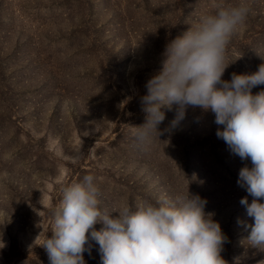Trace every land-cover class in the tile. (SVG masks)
<instances>
[{
    "label": "rangeland",
    "instance_id": "rangeland-1",
    "mask_svg": "<svg viewBox=\"0 0 264 264\" xmlns=\"http://www.w3.org/2000/svg\"><path fill=\"white\" fill-rule=\"evenodd\" d=\"M247 3L223 80L264 63V0ZM214 11V0H0V264H49L41 246L52 235L51 212L62 188L88 174L109 213L188 186L227 237V264L264 261L247 245L253 219L239 203L247 196L239 170L251 163L216 136L223 126L214 114L189 107L171 128L177 106L162 109L159 129L170 130L148 151L127 127L143 123L140 98L165 45ZM89 246L85 264H101L90 234Z\"/></svg>",
    "mask_w": 264,
    "mask_h": 264
},
{
    "label": "clouds",
    "instance_id": "clouds-1",
    "mask_svg": "<svg viewBox=\"0 0 264 264\" xmlns=\"http://www.w3.org/2000/svg\"><path fill=\"white\" fill-rule=\"evenodd\" d=\"M214 9L165 45L160 69L140 98L143 123L127 127L137 148L148 151L170 130L159 129L165 119L162 109L177 106L171 128L189 107L214 114V122L223 126L216 136L241 161L251 163L239 170L237 185L247 193L239 203L253 219L245 225L250 228L248 247L264 252V203L259 202L264 200V90L252 93L264 85V63L250 75L232 73L230 80L222 79L230 65L228 45L251 8L247 0H214ZM94 181L88 174L62 188L51 212L52 235L41 246L49 264H85L82 254L90 251V246L85 248L89 234L99 246L101 264H227L221 257L227 237L215 214L205 212L207 200L191 194L188 186L174 197L163 194L155 202L141 198L135 206L125 204L109 213L100 208ZM97 224L103 225L99 231L94 229ZM2 236L0 249L6 247Z\"/></svg>",
    "mask_w": 264,
    "mask_h": 264
}]
</instances>
